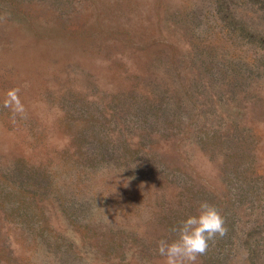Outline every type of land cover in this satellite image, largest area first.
Masks as SVG:
<instances>
[{
	"label": "rangeland",
	"instance_id": "rangeland-1",
	"mask_svg": "<svg viewBox=\"0 0 264 264\" xmlns=\"http://www.w3.org/2000/svg\"><path fill=\"white\" fill-rule=\"evenodd\" d=\"M201 201L195 264H264V0H0V264H163Z\"/></svg>",
	"mask_w": 264,
	"mask_h": 264
},
{
	"label": "clouds",
	"instance_id": "clouds-1",
	"mask_svg": "<svg viewBox=\"0 0 264 264\" xmlns=\"http://www.w3.org/2000/svg\"><path fill=\"white\" fill-rule=\"evenodd\" d=\"M10 95L15 99L14 93ZM15 110L23 111L18 101ZM171 231L175 239H161L158 242L157 251L163 258V264H195L198 256L207 251L209 242L223 236L227 229L217 207L201 201L197 213L181 220Z\"/></svg>",
	"mask_w": 264,
	"mask_h": 264
}]
</instances>
